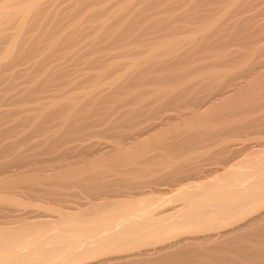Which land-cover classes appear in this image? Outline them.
I'll list each match as a JSON object with an SVG mask.
<instances>
[{"label":"bare ground","instance_id":"obj_1","mask_svg":"<svg viewBox=\"0 0 264 264\" xmlns=\"http://www.w3.org/2000/svg\"><path fill=\"white\" fill-rule=\"evenodd\" d=\"M46 1H49V0H36V1L34 0V1H32L33 2L32 4L28 3L30 5L26 4L25 6H23V8L18 9V11L20 10L19 11L20 20H18L19 23L17 24L16 34L14 35V38H13L11 44L4 50L3 53L0 54V84L1 83L4 84L6 82L4 84L5 89H3V87H2L3 90L1 89V91H0L1 92L0 103H3V102H6L7 104L12 103L15 105H12V104L11 105L13 107H15L20 102L22 103L25 100L27 101L26 98L30 97L31 94L36 93L38 95L41 92H43V91L45 92L48 89H50V90L52 89L53 91L61 89V87L64 85L61 84V82H59V84H57L58 79L69 77L68 72H67V71H69V69H67L68 68V66H67L68 61L65 62V63H67L65 65V66H67V68L65 66H62L61 65L62 61H60L61 63H59V68H56V67L52 68V69H55L54 71H50L47 68L45 70L49 71V72L46 74V73H44L45 71L43 73H41L42 72L41 68L42 67L46 68L47 66H42L43 64H41V62H42L41 61L40 62L41 67H40V64H37V60H38V59H36L37 57L34 56L35 57L34 61L36 60V63L32 62V65H29L30 66L29 69H23V70L17 69L19 67L18 65L21 63V61H23L22 64L24 65V62H26L24 60H26V58L29 55L31 56V54L35 53L37 56L39 55V57H38L39 59H41V57L43 56L42 52H44V51H42L41 49L42 48L44 49V47L46 48V46H43L44 44L41 45L42 43H39L42 41L41 36H43V35H41L38 38V40H40V41L33 42V43H38L39 45H41V46H39L40 50L38 48H36V50H37V51L35 50L36 52L31 50L33 48H29L30 52L27 51V49H25L23 47V43H24L23 41L25 40V33H27V37H28L29 33L27 32V30L32 29V27L34 28V26H33L34 22L33 21H35V19L32 20L33 16L37 12H38V15H39V13H43V12H39L40 10L38 11V9ZM50 1H56V0H50ZM75 2H76V0H75ZM52 3L53 4L54 3L59 4L58 0L56 2H52ZM52 3H51V6L49 7V9L50 8L54 9V6L52 7ZM174 3L176 4V2H174ZM250 3H251V1H250ZM48 4H50V3H48ZM76 5H78L79 7L81 6V5H79V3L78 4L76 3V4H74V8ZM176 5H171L172 7H170V9L171 8L173 9V6H176ZM6 8L3 7L0 9V19L3 16L6 17L7 13L9 12ZM52 10H50V11H52ZM56 10L55 11L58 12V14H60L59 8L58 9L56 8ZM249 10H250V8H249ZM134 11H136V10L134 9ZM176 11H178V9ZM17 12H16V14H18ZM159 12H161V11H159ZM198 12H201V11H198ZM130 13L134 14V12H132V11H130ZM136 13H137V11H136ZM38 15H36L35 17H37ZM69 15H70V13H69ZM137 15H139V13ZM172 15H173V13H172ZM188 15H189V13H188ZM200 15H202V14H200ZM240 15L242 16V14H240ZM244 15H246V14H244ZM58 16H60V15H58ZM66 16H67V13H66ZM126 16H128V15H126ZM126 16H123V19ZM60 17H58V18L61 19L64 16L61 18ZM89 17H91V16H89ZM114 17L111 16L108 19H106L107 18L106 17L105 19L101 20V22H100L101 26L98 23L99 28H98V26H97V28L101 30L104 27H107V26L110 27V24L108 25V22L110 23V21ZM205 17L207 18V15ZM55 18H57V17H55ZM129 18H127L128 21H126V19H125V20H123V22H120V21H122L121 18H119L120 21L116 20V18H115V20L113 19V23H114V21L115 22L117 21L119 23V26H117V28H120V26L122 24L123 25L121 27L122 29L124 26L129 27L126 29H132L135 27L134 33H136V31H139V29L137 28V25H134V24H138L140 21H138V23H134L133 22V21H135V19H134V20H131V22H130ZM184 18H185V16H184ZM191 18H192V16L190 17V19ZM203 18H204V16H203ZM208 18H209V16H208ZM109 19H111V20L109 21ZM187 19H188V17H187ZM256 19H258V18H256ZM139 20L143 21L142 19H139ZM177 20H179V19H177ZM180 20H181V17H180ZM180 20L178 22L174 21L176 23V26L177 25L179 26V24H181ZM195 20H197V19H195ZM198 20H200V19H198ZM54 21H56V20L54 19ZM61 21H62V19L59 22H61ZM63 21H64V19H63ZM200 21H202V20H200ZM35 22L37 23L38 21H35ZM62 22H61V25H62ZM36 23L34 24L35 26H37ZM40 23H42V22H40ZM44 23H46V22H44ZM113 23H111V25ZM183 23L184 22H182V24ZM191 23H190V25H191ZM208 23H210V22H208V21L207 22H204V21L201 22L204 29H203L201 35H199V33H198L199 36L193 34L194 36L191 35V37H187V38L183 37V39H182V37H181V39H178V38L174 39L172 36V38H173L172 40H167L168 35H166L167 38L163 37L166 39V43L162 46H159V47H157L156 45H153L154 44L153 41H152V43L149 42L151 44L150 45L148 43L149 39L148 40L142 39L145 35H148V33H147L148 30L146 28H144L145 30H147V31H144V29L142 28V30L139 31L140 34H142V33L145 34V35L142 34L143 35L141 37L142 41L140 42V40L135 39L138 37H132V39L136 40V41L134 40V44H133V46H134L133 48H135L134 50L138 49L139 46L135 45L138 42H139L138 45L140 43H141V45H143V43H145L146 46L149 45L148 48L146 47L147 49L146 48L144 49V48H142V46H140L141 47V48L139 47L140 50L138 49L137 50L138 52L136 51L138 53V55H141V56L145 55L143 57L144 58L143 62L137 60L136 56H133V54L131 52L132 50H130V49L128 50V46L123 44L125 42V40L127 39V38L126 39L123 38V37H125L124 34L127 30L124 28V31H123L124 36L123 35L120 36L119 34H121V33L116 32L119 35L118 36L119 42L122 41L120 38H122L124 41V42L122 41L121 43H119L118 47L120 50L121 49L126 50V54H123L124 53V52H122L123 50L121 51L122 54L120 53V55H124V56H122V59H123V57L126 58L123 61L124 64H120V65H123V67L125 66V68H124L123 72L121 71V74H119V75H118L119 71L116 72L117 73L116 75H118V76L117 77L115 76V78L117 80H115L116 82L112 83L110 86H112V88H113L112 89L113 95H114V93H116V96L121 94L120 97L117 96V99L119 98V102H123V103L125 102V104L128 102L130 104L129 101H131V99L133 101L136 100L137 103H135L136 106H135V109L133 108L134 109L133 112H135L137 114V117L134 118V120H132V122H130V123H128L126 121L128 119L125 120L127 123L125 121L124 122L121 121V119H120V123H119L120 125L119 124L116 125V123H115V125L113 123L110 125V123H109L110 126L109 125L106 126V124H105V122H108V120L104 121L103 118H102V120L99 119L98 121L95 122V126H96V124H99V125L101 124L100 126H103V127H100V126L97 127L98 129H100V128L102 129L103 135L101 134L100 130H99V132H97V134L100 133L98 135L103 136V137L105 135V138L107 137L106 139L109 138V139L114 140V138L116 136L118 137L117 133L115 134V130H116V128L119 127V129L121 131H123L122 132L123 134L121 133L123 136L126 134L125 130L129 131V129H130L129 135L128 134L125 135V136L128 135V137L125 138V136H124V138H125L124 140L127 139L128 142L129 141L142 142V141H140L141 139L146 140L147 139L146 137H149L152 133L159 131L163 128L165 129V127L167 128L168 126H172L177 121H183V120L187 119L188 115L195 114L196 112H198L199 109L204 110L207 107L209 108L210 107L209 105H211V107H212L213 104H217L216 101L221 100V99H223L222 101L225 102L227 98H230V97L233 98L232 96L235 93L239 92L240 89H242V87H244L241 85L239 80L247 79L248 71H246V70L244 73H240V74L238 73V70H237V73L239 74V75L237 74L238 75L237 78L231 77L230 75L233 76L236 73L234 72L235 74H233L229 71V76H230L229 78H227V75L221 76V77H223V79L222 78L221 79L223 81L225 80L224 82L219 79L220 77L218 75H220L221 73L219 70H215V67H216L215 62L216 61H214L217 58L215 59L213 57L215 54L212 56V54L207 55V53H206V51L207 52L213 51L215 49L214 46L210 45V44H212V43H210V40H211V37H213V36L210 33V27L211 26ZM43 24H41V25L38 24V26L40 27ZM46 24L48 25L49 23L47 22ZM52 24H54V23L52 22ZM55 24H58V27L61 30L62 27L59 26L60 24L56 23V22H55ZM216 25H217V23H216ZM44 26H45V24H44ZM55 26L56 25H54L52 28L54 29ZM65 26H63V27H65ZM163 26H165V25H163ZM176 26L174 25V27H176ZM47 27H46V29L49 28V27L48 28ZM68 27H71V25ZM68 27H67V29H68ZM75 27L77 28V25ZM109 27H108V30L110 29ZM180 27H178V28L176 27V28L179 29ZM52 28H49V29H52ZM171 28H173L172 24H171ZM181 28L184 29L183 27H181ZM67 29H66V32H64L62 34H61V32H63L64 29H63V31L61 30L60 33L57 32V33L61 34L60 36H58L59 35L58 34L57 37H59L58 41H61L60 43H63L64 45H66L65 47H70L72 44L74 45L73 42L71 44V41L74 40L73 36H72L73 31H75V30L77 31V29L80 30V29H82V27L81 28L78 27L77 29H74V30L71 29L72 35L70 33L66 34L68 32V30H70V28L68 30ZM42 30H44V29H42ZM150 30H152L151 27H150ZM48 31H50V30H47V32ZM82 31H83L82 34H84V30H81V32ZM109 31H108V34H109ZM142 31H144V32H142ZM186 31H187V29H186ZM171 32H174V31H171ZM171 32L169 31V33H171ZM178 32L179 31H177V33ZM36 33H37V31H36ZM54 33L57 34L56 32H53V34ZM77 33L81 36V40H82V36L86 37V34L82 35L79 32H77ZM155 33H157V31ZM177 33H174V35L176 34V36H178V35H180L179 33H181V32H179L178 35H177ZM37 34H39V33H37ZM37 34H35V35H37ZM74 34L76 35V33H74ZM117 34L114 33V35H116V38H117ZM50 35L53 36L52 34H50ZM50 35L48 36V38H51ZM79 35H78V38H79ZM103 35H106L105 32L103 33ZM133 35L135 36V34H133ZM151 35H152V33H151ZM156 35H155V38H156ZM172 35H173V33H172ZM46 36H47V34H46ZM138 36H140V35H138ZM170 36H171V34H170ZM34 37H36V36H34ZM54 37H56V36H54ZM76 37H75V39H76ZM97 37L98 36L95 37V41L94 40L92 41L93 43L98 42ZM100 37H102L103 40H105L103 36H100ZM158 37H159V35H158ZM45 38H47V37H45ZM114 38H115V36H114ZM116 38H115V40H116ZM151 38H152V36H151ZM155 38L152 40H155ZM71 39H73V40H71ZM100 39H98V40L100 41ZM110 39L112 40V38H110ZM79 40H77V41H79ZM27 41H25V42H27ZM29 41H30V39H29ZM181 41L192 46L190 48H191L193 54L199 55L200 52L202 54L200 53L198 58L196 57V59L194 58L193 60H191L190 56L185 55L187 52H191L189 46H188L189 50L187 48L179 50L180 45H181V44H179V42H181ZM65 42H66V44H65ZM79 42H81V41H79ZM79 42H77V43L79 44ZM103 42H106V41H103ZM103 42H102V44H103ZM110 42L108 41V43H105V45L107 47L110 46L109 51H111L110 49H112L111 45L108 46V44ZM29 43H27V45H29ZM95 43L92 45L94 46ZM111 43H113V42H111ZM177 44H179V45H177ZM198 44H200L201 49L195 48V47H197ZM84 45H85V43H84ZM98 45H100V43L96 44V46H98ZM113 45H114V43L112 44V47H113ZM176 45H177V47L179 46V48H177L178 50L176 48H174ZM33 46H35V45H33ZM75 46L76 45H74L72 47H75ZM78 46H81V44ZM78 46L75 48H78ZM143 46H145V45H143ZM27 47H29V46H27ZM36 47H38V46H36ZM57 47H58V45H57ZM61 47H62V45H61ZM104 48H106V47L104 46ZM114 48H115V45H114ZM95 49H96V47H95ZM221 49H222V47H221ZM38 50L42 54V56H41V54H39ZM46 50H47V48H46ZM46 50H45L44 56L46 55V52H48ZM53 50H54V52H51ZM55 50H58V49H56V46L52 47V50L50 49L49 53L54 55L56 52ZM59 50H61V52L64 51V50L62 51V49H59ZM86 50H87V48H86ZM260 50L263 51L262 49H260ZM95 51H97V50H95ZM95 51H91V53H93ZM261 51H260V53H261ZM79 52H80V50H79ZM106 52H108V49ZM214 52H215V50H214ZM234 52H236V51H234ZM56 53H58V52H56ZM70 53L71 52H69V54ZM111 53H113V51ZM260 53H259V55H260ZM69 54H68V56H69ZM73 54H72V56H73ZM105 54H108V53H105ZM101 55H103V54H101ZM101 55H99V56H101ZM108 55H112V54H108ZM138 55H137V57H138ZM183 55L187 56V59L185 56H184L185 58H183ZM54 56H56V54ZM54 56H52V57H54ZM68 56H66V57L68 58ZM91 56H92V54H91ZM191 56H192V54H191ZM262 56L264 57V53ZM46 57L48 58L51 56L49 54H47ZM66 57H64V58H66ZM75 57H76V55H75ZM107 57L108 56H106L105 59H107ZM193 57H195V55H193ZM95 59H96V56H95ZM97 59H96V61H97ZM105 59L103 61V58H102V61L105 62L106 61ZM117 59H119V58H117ZM62 60L64 61V59H62ZM77 60H75L77 62L76 65H78ZM93 61H94V63L96 62L95 60H93ZM27 62L30 63V61L28 59H27ZM69 62H71V60H69ZM103 62L101 63L102 67H104ZM109 62L104 63V65L106 64V66H108L107 68L105 67V69L103 68L104 72H105V70L107 71V69L110 68L111 71L114 70V74H115V71L117 70L115 68L116 63L114 65L115 67L114 66L110 67ZM117 62H118V60H117ZM120 62L121 61H119V63ZM233 62L234 61H232V63ZM38 63H39V61H38ZM82 63H83V60H82ZM73 64H74V62H73ZM194 64H195V66L193 67ZM196 64H199V66L197 67ZM220 64H221V62H220ZM60 65H61V67H60ZM92 65H94V64L92 63ZM27 66H25V67H27ZM89 66H91V65H89ZM95 66H96V64H95ZM95 66H91L90 69L92 67H95ZM118 66L119 65H117V67ZM85 67H87V65ZM173 67H175V68H173ZM222 67H225V65L224 66L222 65L221 68ZM77 68H78V66H77ZM82 68H83V66H82ZM121 68H122V66H121ZM65 69H67V70H65ZM95 69H96V67H95ZM103 69H101V70H103ZM119 69H120V67L118 68V70ZM200 69L203 70L204 73H201L198 76H196V75L194 76L192 74V73H194V74L196 73V71L194 72L193 70L198 71ZM42 70H44V69H42ZM92 71L90 70L89 72H92ZM111 71H110V73H111ZM240 71L242 72V70H240ZM73 72H74V70H73ZM107 73H108V71H107ZM100 74L102 75V72L99 73V75ZM114 74H112L111 76H113ZM188 74H190V75L192 74L193 77L192 76L190 77V75H188ZM226 74H228V71ZM72 75H71V77H72ZM76 75H74V76L76 77ZM79 75L80 74H78V76ZM74 76L72 77V79L74 78ZM87 76L86 77L89 79V81H91L90 79H92V81H94L93 79L96 77V74L90 75V73H89V75H87ZM79 77H81V76H79ZM99 77L101 78L102 76H99ZM105 77L106 78L108 77L107 74H106V76H104V78ZM130 77H133V80H131ZM21 78H23L25 81H20ZM104 78L102 77V79H104ZM210 78L212 80L213 79H216V80H213L211 82L209 80ZM96 79H99L98 76ZM217 79L220 81L216 85L214 83H215V81H217ZM252 79H255V78H252ZM84 80H85V78H84ZM99 80L101 81V79H99ZM208 80L210 81V84H209ZM55 81H56V83H55ZM206 81H208V85L206 84ZM250 81H251V79H250ZM100 83L96 84L93 82L92 83L93 85L89 86L90 87L89 89H88V86L86 87L87 88L86 89L82 85H80L83 87L84 91L87 90V94L90 96L89 97L90 100L88 99V96L86 97V94L84 95L85 101L81 97L80 98L83 100L78 101L79 96L77 97L76 95H73L76 98L75 97L68 98V97H65L67 95L64 96L62 94L65 99L67 98L66 99L67 104L65 105L66 107L65 106H62V107L65 108V111H66V109L68 110V108H69L68 113L70 114V111L72 112L70 115L67 114V111L61 112L64 110V108H62V107H60L57 110L54 109L53 114L47 113L43 117L39 116V115H37V116H31L30 115L29 116L28 114L25 115L24 117H17V116H20V114H19L20 111H22V112L23 111L24 112L30 111V110H26V109L23 110L20 107L14 109L13 114H12L13 109L9 108L11 113L7 109L9 111L10 115L9 114L7 115L8 111H6V109H5V111L1 110L3 112H7V113L4 114L0 111V138L3 137V135L7 132L8 133L9 132H11V133L16 132L17 133L16 136H19L18 133H21L23 130L28 129V130H25L28 133L23 132L25 134V136L24 135H22V136L25 137L24 138L25 140L27 139L29 141V139H30L29 135L31 134V132H32V134H36L37 132H39V134H42L41 131H43V133L45 132L44 133L45 135L47 132H49V133L51 132L52 133V135H51L52 139H50V140L45 139V141H37L36 142V143L42 142L43 144H41V145L40 144L35 145V143H33V142H31V144L32 145L34 144L33 146H37L38 150L41 149L40 153L43 157L47 151L49 152V150H51L50 152H52V153H55L53 151L57 152L56 159L58 161L61 159L66 161V158L70 154H72V156H75L74 155L75 153L73 154V152H74V150H77L78 147L71 145V143L77 142L78 137L83 135V134H81L79 136L80 132L81 131L83 132L85 127H86V129L89 128V129H87L89 131L92 127V129H93L92 132L95 131L94 135L95 136L97 135L96 131H98V130H94L93 126H91V124L88 122V120L90 121L92 119L91 116L94 117V115H91V114L92 113L95 114V112L98 111L97 109L102 108L101 111H103L105 108V111H106V107L101 106L98 108V106H100V104H102V102H103V100H102L103 96L101 97V88L98 87V85L101 86ZM211 83H213V84H211ZM193 85H197V87L200 86L201 88H204V91L210 85V88H212L213 90L212 89L208 90V88H209L208 87L207 90L209 92L208 91H206V92L207 93L211 92V94L207 95L208 97L207 96H201V95H203V92H204L203 89H202V91H200L199 89H201V88L198 87L197 88L199 90L198 92H191V91H197L196 89H194V90H192L193 88L191 89V86H193ZM211 85H212V87H211ZM213 85H215V86H213ZM102 87H104V85ZM74 88H75V86H74ZM107 88H109V87H107ZM83 89H81V90H83ZM109 89L111 90V87ZM88 90H89V92H88ZM110 90H108L106 92H108L110 94V92H109ZM124 90L126 92L127 91L129 92V96H128L129 99H127L128 97L125 98L128 93H126ZM210 90H212V91H210ZM12 91H13V93H11ZM76 91L77 90H75V92ZM78 92H79V90H78ZM123 93L124 94L126 93V96L123 95ZM104 94H107V93H104ZM62 95H59V97L60 96L62 97ZM204 95H206V93H204ZM237 95H239V94H237ZM121 96L123 98H121ZM202 97H203V99H202ZM204 97H205V99H204ZM23 98H25V100ZM42 98H44V97H42ZM42 98H38V99L35 98V99H32L31 101L34 102L35 104L39 103V105H41L42 104L41 101L45 100ZM86 99H88V100L86 101ZM21 100H23V101H21ZM115 100L116 99H114L113 101L115 102ZM108 101H109V103L111 102L110 104H112L111 100H108ZM222 101H219V103ZM227 101H228V99H227ZM32 102H30V103H32ZM134 102H133V106H134ZM6 103H5V105H6ZM131 103H132V101H131ZM225 103H227V102H225ZM113 104L115 106L116 102ZM127 104H126V106H127ZM220 104H222V103H220ZM117 105L119 106L120 104L117 102ZM150 105H153L154 107L151 109ZM37 106L38 105H35L32 108L35 109L34 107L37 108ZM110 106L112 108V105H110ZM110 106H109V108H110ZM148 106H150V107H148ZM38 107H40V106H38ZM211 107H210V109H211ZM219 107H220V105H219ZM219 107H217V108H219ZM123 108H124V106H123ZM147 108H150V110H148ZM16 110H20V111H16ZM189 110L192 112H190ZM186 111H188V113ZM98 112L100 113V111H98ZM57 113H60V114L62 113V116L64 115L63 113H66V115H64V116H67V117L69 116V117L68 118L67 117L66 118L61 117L62 121L60 122V125H62L63 127L60 126L59 123H57L59 126L54 123L56 125V127L58 126L60 128V129L55 128V125H54V128L57 129V130H55L54 128H52L53 123H50V120L52 118H54V120H55L57 115L52 117V118H51V116H53ZM60 114H58L59 117L57 116V119L59 118V121L61 119ZM203 114H204V112H203ZM98 115L99 114H97V116ZM197 115L199 116V114H197ZM76 116H78V117H76ZM192 116H194V115H192ZM227 116L228 115H226V117ZM189 117H188V120H189ZM9 119L13 120V121L10 120L11 122H13L12 125L9 124ZM196 121H197V119H196ZM2 122H4L5 124L7 123L10 126L8 125L9 127L8 126L4 127L6 129L2 128L3 130H1V125H3ZM53 122H55V121H53ZM117 122H118V120H117ZM121 122L126 123V124L123 125ZM91 123H92V121H91ZM49 124H51L50 125L51 127H49ZM88 124H90V127H88L89 126ZM233 124H231V125H233ZM187 125H188V123H187ZM235 125L236 124H234V126ZM104 126H106V127H104ZM133 126H135V127H133ZM201 126H202V124H201ZM244 126H245V124H244ZM121 127H124L126 129H124V128L122 129ZM128 127H130V128H128ZM132 127L134 128V132L131 129ZM185 127H187V126H185ZM103 128H104V130H103ZM226 128L228 129V127H226ZM229 128H230V126H229ZM191 129H193V128H191ZM230 129H232V128H230ZM237 129L239 131V128H237ZM225 130H223V131H225ZM243 130H244V133H240L242 131H240V132L234 131V134H235L234 135L232 131H229V135H228V133L226 135L231 136L233 134V136L230 138L240 136V137H242V139L245 138L244 142H246V143H247V141L250 142L248 131L246 130V133H245V128ZM121 131H119V135H120ZM178 131H180V130H178ZM92 132L89 135H87L88 133L85 134L86 137L88 138V136L90 137V135H93ZM49 133H47L48 136H50ZM220 133H221V131H220ZM230 133H232V134L230 135ZM15 134H13V135L15 136ZM36 135H38V134H36ZM45 135H43V136H45ZM32 136H31V138H32ZM170 136H172V135H170ZM20 137H21V135H20ZM96 137H99V136H96ZM172 137H174V136H172ZM182 137H184V136H182ZM10 138H11V135H10ZM22 138L23 137H21V139ZM257 138H260V137H257ZM6 139H7V137H6ZM17 139H20V138H17ZM195 139H194V141H195ZM235 139H237V138H235ZM80 140H82V138H80ZM122 140H123V138H122ZM168 140H170V139L168 138ZM0 141H2V139H0ZM19 141L20 140H18V142ZM156 141H158V140L156 139ZM199 141H202V140H199ZM222 141L223 142L220 141L221 143L216 144V145H218L217 147L219 148L216 150V152L211 151L209 153V155H207L206 157L204 155H201L202 152L200 154L201 156L199 154H197V152H196L195 153L196 156H194V158L196 160H193L194 158L192 157L193 159H192L191 163H188L187 165H182V164L178 165L179 164L178 162L177 163L175 162L177 165L175 163L169 164L168 163L169 159H167L165 161H163L164 159H162L159 161L157 160L158 162L152 161V163H149V161L146 159L148 161V163L147 162L143 163L141 161L142 162L141 165L143 164V166H146V167H143L144 169H142V168L140 169V166H138V165H137L138 167H136L135 164H137V163H135V162H134L135 164L133 162H132L133 164L131 162H127L126 164L123 165V172L121 170L115 171V172L113 171L114 173L112 171H110V173H113V174L104 176L103 174L100 173V171L97 172L95 169V170H89V172L92 173L91 176L84 178L82 176V174H81L82 177L81 176L79 177V175H80L79 174L76 177V179L73 178L75 176H73L72 178H70L68 176L72 180H70V179L65 180L66 178L65 179L63 178L64 181L59 180L57 182H55V181L50 182L49 181L50 179L46 180L48 177L43 179V177H42L43 175L41 176V174L46 173V172H44L41 167L39 168L38 164L36 163L37 161L40 162L41 160H42V162H47V161L49 162L50 161L49 158L45 161L44 159H46V158L42 157L43 159H41L40 158L41 155H39V157H38L39 159L35 160V159H37L36 157L38 156L39 151H37L38 154L32 151L33 154L37 155L36 157L31 155L32 153H29V155H27L26 152H19L16 148L15 149L17 151L13 150L14 148H12V146L15 147V145L17 146V145H19V143L15 144V145L8 143L9 144L8 145V144H6L7 143L6 142L5 143L6 146H4L3 148L1 146L2 149L0 150V154H2V152H3V155H4L5 154L4 151H6V152L8 151L10 153L7 152V154L8 155L10 154L9 156H11V157H8V155L6 154L5 155L6 158L1 159L2 156L0 158L1 159L0 160V204H1L0 208L2 210H4V211H2L0 209V213H1V211L3 212L0 215V264H233V259L235 260L237 257L238 258L240 257L241 261H242V258H246V259L247 258H257L256 260L260 261L258 263H262L263 261L261 262V259L264 260V243H263L264 242V240H263V238H264V150L260 151V152H254L250 155H246V157H244V158L239 159L237 157L238 156L237 154L239 153V151L235 150L234 149L235 147H233L236 140L229 139V137H228L227 139L224 138ZM81 142H83V141H81ZM85 142H83V143H85ZM213 142H215V141L213 140ZM25 143L27 144V142H25ZM25 143H24V145H26ZM174 143H173V145L176 144V143L175 144ZM178 143H177V145H178ZM31 144H30V146H31ZM64 144H67V145H64ZM80 144H82V143H80ZM124 144L117 141L112 145H107V146L99 148L97 150H92V146L94 144L93 145L90 144L92 146H89V145L85 146L84 149H85V151H91V153H93L92 155L87 153V155H90L91 157L92 156L94 157V154H97V155L100 154L101 157H103L102 155H107V157H108V155L111 152H115V151L118 152L119 154L123 153L124 156H128V157L134 156L135 155L134 152L131 153L132 148L128 152L124 148ZM131 144L133 145L135 143L130 142V146H132ZM139 144H141V143H139ZM162 144H164V142H162ZM180 144L182 145L183 142H181ZM180 144L178 145V147L176 145V147L179 149H174L172 147L173 145L171 144L170 150H168L167 147L169 146V144H167L166 142H165L166 147H164V145H163V147H164V149H167L165 151L168 152V154L178 153L176 155H179V153L181 151L180 149L184 148L183 145L185 143L182 145L183 147L181 146V148H180ZM199 144H201V143H199ZM208 144H209V141H208ZM196 145H197V142H196ZM237 145H239V144H237ZM243 145H244V143H243ZM33 146H31V147H33ZM39 146L43 147V148H39ZM63 146H67V147L63 148ZM133 146H135V145H133ZM160 146L162 147V145H160ZM194 146H192V147H194ZM206 146H208V145H206ZM247 146H249V145H246V148L248 150V148H250V146L249 147H247ZM195 147H197V146H195ZM198 148H200V146ZM204 148H205V146H204ZM19 149H20V147H19ZM27 149L32 150V148L31 149L27 148ZM161 149L163 152L164 151L163 148H161ZM184 149L186 150V147ZM44 150H47V151H44ZM200 150H199V152H200ZM254 150L258 151V149H255V148H254ZM13 151L16 154L14 153L12 156L11 152L13 153ZM196 151H197V149H196ZM206 151H207V149H206ZM43 152H45V153H43ZM140 152H141V150H140ZM166 152H165V154H167ZM82 153H84V152H82ZM79 154H80V152H79ZM184 155L185 154H183L181 156L184 157ZM113 156H115V155H113ZM152 156H153V154H152ZM159 156L161 157L162 155H159ZM197 156H200V157L203 156L205 158H203V159L198 158L197 159ZM77 157H79V155ZM160 157H159V159H160ZM180 157H179V159H180ZM69 158L70 157H68L67 160ZM146 158H147V156H146ZM149 158H150V156H149ZM52 159L53 158H51V161H52ZM181 159H183V158L181 157ZM71 160H73V159H71ZM188 160L189 159H187V162H188ZM54 161H55V159H54ZM62 161H60V162H62ZM166 161H167V163H166ZM173 161H174V159H173ZM73 162H74V160H73ZM146 163H147V165H145ZM62 164H60L62 166L59 167L60 171L63 168L64 169H66L67 167L70 168V166L73 163H68L66 165L64 163H62ZM212 165H213V167H212ZM108 166H110V165H108ZM119 166L121 167L122 165H119ZM209 166L212 168H210ZM214 166H216V167H214ZM30 167H32V168H30ZM25 168L29 169V171L25 170ZM55 168H56V166L53 169L55 170ZM22 169H24V170H22ZM50 169L52 170V168H50ZM90 169H92V168H90ZM57 170H58V168H57ZM78 170H77V172H78ZM18 171L19 172L23 171V173H21V172L19 173ZM52 172L54 173V171H52ZM34 173H35L36 177L31 176V174H34ZM84 173L86 175H90L88 172H87L88 174L86 172H84ZM28 174H30V175H28ZM49 174H50V172H49ZM45 175H47V174H45ZM86 175H84V176H86ZM57 177H58V175H57ZM120 177H123V178L125 177V178L122 179ZM44 180H46V181H44ZM52 180H56V178L52 179ZM53 182H55V183H53ZM41 184L46 186L45 189L40 186ZM53 185H54V187H55V185L60 186L63 190L62 191H56L60 187H56V189H55L53 187ZM48 186H50L49 188L50 189L52 188V189L51 190L46 189V188H48ZM83 186H86V187L90 186L89 188H87V190L89 192L82 193L79 189L80 193H82V194H78L79 192L76 193L78 190L76 192L70 191L71 189L73 190V188H75V187L76 188L79 187L83 190L84 189L86 190V188L85 187L83 188ZM7 190H8V194L6 192ZM16 190L17 191L20 190V192H23V193L26 192L28 195H30L33 198L37 197V198L42 199V200H40L41 204H38L39 202L36 201L38 204L37 205L36 202L34 201L36 204L35 205L36 210L31 211V209H30V211H26L27 208L23 209L21 207H25V206L27 207V205L29 206V204H31V203H25V202L21 201V199H22L21 197L26 195L25 193H24V195H22V193H21L22 196L18 195L16 197H15V194L12 195L11 192L12 191L14 192ZM58 190H60V189H58ZM9 192L12 196H10ZM32 205H34V203H32ZM31 207L33 208V206H31ZM35 207H34V209H35ZM246 238H252L254 241L257 240V242H258V238H262L263 242L260 245L254 243L255 246L248 247V248L246 246H239V243H241V241L243 239H246ZM242 242H244V240ZM259 242H261L260 239H259ZM251 244H252V242H251ZM258 246H260V247H258ZM234 255L237 257L235 258ZM251 261H253V260H251ZM251 261L248 259V262H251ZM245 262H246V260L244 261V263ZM240 263L244 264L242 262H240ZM251 264H253V263H251ZM262 264H264V263H262Z\"/></svg>","mask_w":264,"mask_h":264},{"label":"rangeland","instance_id":"obj_2","mask_svg":"<svg viewBox=\"0 0 264 264\" xmlns=\"http://www.w3.org/2000/svg\"><path fill=\"white\" fill-rule=\"evenodd\" d=\"M32 1H34V0H0V9L1 8H3V7H7L6 9L9 11L8 13H7V15H6V17L5 16H3L1 19H0V54L1 53H3L4 52V50L11 44V42H12V40H13V38H14V35L16 34V31H17V24L19 23V21L18 20H20V18H19V15H20V13H19V11H18V9H21V8H23V6H25L26 4L27 5H30V4H28V3H33ZM36 1V0H35ZM50 1V0H49ZM46 1L44 4H42L41 5V7L38 9V11L39 12H43V13H39V15H38V12L33 16V18H32V20L33 19H35V21H38L37 23L35 22V21H33L34 22V24L36 23V25L37 26H35L34 24H33V26H34V28L32 27V29H28L27 30V32L29 33L28 34V37H27V33H25V40L23 41L24 43H23V47L25 48V49H27V51H29L30 52V50H29V48H33V49H31V50H33V51H35L36 50V48H38L39 50H40V48H39V46H41V45H43V46H46V48H47V50H46V48L44 47V49L42 48L41 50L42 51H44V52H42L43 53V56H44V54H45V50L46 51H48V52H46V55L43 57L42 56V54L39 52V50H38V52H39V54H41V59H39L38 57H39V55L37 56L35 53H33V54H31V56L29 55L27 58H26V60H24V61H26V62H24V65L22 64L23 63V61H21V63L17 66L18 68L17 69H29L30 68V66L29 65H32V62L34 63H36V60L34 61V58L35 57H37L36 59H38L37 60V64H40V62H41V64H43L42 66H47L46 68H44V67H42L41 68V73H43L44 71V73H48L49 71H46L45 69H47L48 68V70H50V71H54L55 69H52V68H54V67H56V68H59V63H61L60 61H62V63H61V65L62 66H65L67 63H65V62H67L68 61V64H67V66H68V68H67V66H65L67 69H69V71H67L68 72V76L71 78H69V77H65V78H59L58 79V83L57 84H59V82H61V84H63L64 86H62L61 87V89H59V90H50V89H48V90H46L45 92L43 91V92H41L40 94H31L30 95V97H25L26 99H27V101L25 100V98H23L25 101H23V100H21V101H23L22 103L20 102L17 106H15V107H13L12 105H15V104H12V103H9V104H7L6 102H3V103H0V111L1 110H4L5 111V109H6V111H8L9 110V108L10 109H13L12 110V114H13V112H14V109H16V108H22L23 110L24 109H26V110H30V111H26V112H22V111H20V110H16V111H20L19 112V114H20V116H17V117H24L25 115H31V116H37V115H39V116H44V115H46L47 113H49V114H53V112H54V109L55 110H57V109H59L60 107H62V106H65L66 104H67V98L65 99L64 98V96L65 95H67V96H65V97H68V98H70V97H75V96H73V95H76L77 97H78V101H80V100H83L84 99V101H85V97H84V95L86 94V97L88 96V99H89V95L87 94V90L86 91H84V89H83V87L84 88H86L87 86H88V89L90 88L89 86H92L93 84V82L94 83H96V84H98V83H100V85L101 86H99L98 85V87H100L101 88V97L103 96V98H102V100H103V102H102V104H100V106H98V108L99 107H101V106H103V107H106V111H105V108H104V110L103 111H101L102 110V108L101 109H97L98 111H100V113L98 112H95V114L94 113H92L91 115H94V117L93 116H91L92 117V119L89 121L88 120V122L91 124V126H93V128H94V130H98V131H96V134H97V132H99V130L101 131V134L103 135V133H102V129L100 128V129H98L97 127L98 126H100L99 124H96V126H95V122L96 121H98L99 119L100 120H102V118H103V120L104 121H107L108 120V122H105V124H106V126L107 125H109V123H110V125L113 123L114 125H115V123H116V125L117 124H119L120 123V119H121V121H125L126 119H128V120H126L128 123H130V122H132V120H134V118H136L137 117V114L135 113V112H133L134 111V109H135V103H137L136 102V100H132L131 98V101H132V103H131V101H129L130 102V104L128 103H126L127 104V106H126V104H125V102L123 103V102H119V98L117 99V96L118 97H120V95L121 94H119V95H117L116 96V93H114V95H113V88H112V86H110L112 83H114V82H116L115 80H117L116 78H115V76L117 77L119 74H121V71L123 72V70H124V68H125V66L123 67V65H120V64H124L123 63V61H124V59H126V58H124L123 57V59H122V56H124V55H120V53H121V51L122 52H124L123 54H126V50H124V49H119V47H118V45H119V43H121L122 41H123V39L122 38H120L121 40V42H119V39H118V36L120 35H123L124 34V28L126 29V28H129V27H126V26H124L123 27V29L121 28L123 25L121 24V26H120V28H117V26H119V23L116 21H114V23H113V19L115 20V18H116V20H119L120 21V19L119 18H121V20L122 21H120V22H123V20H125L126 19V21H128V19L127 18H129V20H130V22H131V20H134L135 19V21H133L134 23H138V21H140L138 24H134V25H137V28L139 29V31H141L142 30V28L144 29V28H146L147 30H145L144 29V31H147V33H148V35H145L144 33H142V32H144V31H142L141 33L142 34H144L145 36V38L143 37L142 39L143 40H148V43L150 42V43H152V41H153V45H156L157 47H159V46H162V45H164L165 43H166V39L165 38H167V36L166 35H168V38H167V40H172L173 38L174 39H176V38H178V39H181V37H182V39H183V37H185V38H187V37H191V35L192 36H194V35H198V33H199V35H201V33H202V31H203V29H204V27H203V25L201 24V22H210V23H208L211 27H210V33L212 34V36L215 38H213V37H211V40H210V43H212V44H210L211 46H214V50H215V52H214V50L213 51H206V53H207V55L208 54H212V56L216 59V60H214V61H216L215 62V65H216V67H215V70H219L220 71V75H218L220 78V80L221 81H223L222 79H223V77H221V76H225V75H227V78H229L230 76L231 77H235V78H237L238 77V75L240 74V73H244L245 72V70L246 71H248V77H247V79H241V80H239V82L241 83V85L242 86H244V87H242V89H240V91L239 92H237V93H235L232 97L234 98H227L228 99V101H227V99H226V101L225 102H227V103H225V102H223L222 100L223 99H221V100H218V101H216L217 102V104H213L212 105V107H211V105H209L210 107H211V109H210V107L208 108H205L204 110L203 109H199L198 110V112H196L195 114H191V115H188V117H189V120H188V117H187V119H185V120H183V121H177V122H175L172 126H168L167 128L165 127V129L163 128V129H161V130H159V131H156V132H154V133H152L149 137H146L147 139L146 140H144V139H141L140 141H142V142H139V143H141V144H139L137 141H127V139L126 140H124L126 137H128V135H129V133H130V129H129V131L128 130H125V132H126V134H128L127 136H125V138H124V136L122 135L123 133V131H121L120 129H119V127L118 128H116V130H115V134L117 133V135H118V137L116 136L115 138H114V140L113 139H106L105 138V135H104V137L103 136H100V135H98V134H100V133H98L96 136H99V137H96L95 135H94V132L95 131H93L92 132V127H91V129H90V131L89 130H87V129H89V128H87L86 129V127L84 128V133L81 131L80 132V134H79V136L81 135V134H83L82 136H80V137H78V140H77V142L75 143H71V145H74V146H77L78 147V151L77 150H74V152H73V154L75 155V156H72V154H70L68 157H70L68 160H67V158H66V161H64L63 159H61V160H57L56 159V155H57V152L56 151H53V152H55V153H52V152H50L51 150H49V152L47 151V150H44V151H47L46 152V154L44 155V157L41 155V149H39L38 150V148H37V146H33L32 144H31V142H33V143H35V145L36 144H43L42 142L41 143H36L37 141H45V139L47 140V139H52V133L50 132H47V133H49L50 134V136H48L47 135V133H46V135L48 136H46L44 133H43V131H41L42 132V134H39V132H37L36 134H38V135H36V134H32V132H31V134L29 135L30 137V139H29V141L27 140H25L24 138V136H25V130H28V129H25V130H23L21 133H18L19 134V136H16L17 135V133L16 132H12L13 134H15V136L11 133V132H7V133H5L4 135H3V137H1L0 139H2V141H0V150L4 147V146H6V144H8V143H10V144H12V145H15V144H17V143H19V145H15V147H13L12 146V148H14L13 150L14 151H19V152H26L27 153V155H29V153H32L31 155H33V156H37L36 154H33V152H35V153H37V151H39V154H38V156L36 157L37 159H35V160H38L39 158V155H41L40 156V158L41 159H43V158H46V159H44L45 161L49 158L50 159V161L48 162H42V160L39 162V161H35L37 164H38V166H39V168L41 167L42 169H43V171L44 172H46V173H43V174H41V176L43 177V179H45V178H47L46 180H48V179H50L49 181L51 182V181H55V182H57V181H64L63 180V178L65 179V180H67V179H70V178H72L73 176H75V177H73V178H75L76 179V177L79 175V177L81 176V174H82V176L85 178V177H88V176H91V174L92 173H90L89 172V170H95L96 169V171L98 172V171H100V173L101 174H103L104 176L106 175H110V174H113L115 171H122L123 172V165L124 164H126L127 162H135V163H137V164H135L136 165V167H138V166H140V169L142 168V169H144L143 167H146V166H143V164L141 165V163L143 162H147L148 163V161H149V163H152V161H154V162H158L159 160H162V159H164L163 161H165V160H167V159H169L168 160V163L169 164H174L175 162L177 163H179L178 165H187L188 163H191V161H192V159L194 158V156H196V152H197V154H201V152H202V154L201 155H204L205 157L207 156V155H209V153L211 152V151H215L216 152V150L217 149H219L217 146L218 145H216V144H218V143H221V142H223L222 140L225 138V139H227L228 137H229V139H232V140H236V142H235V144H234V146L233 147H235L234 149L235 150H237V151H239V153L237 154L238 156V158L239 159H241V158H244V157H246V155H250V154H252V153H254V152H260V151H263L264 150V57L262 56L263 55V53H264V0H76V2H75V0H58V2H59V6L57 5V4H53L52 2H56V1ZM250 1H251V3H250ZM174 2H176V4L174 3ZM180 2V3H179ZM242 2V3H241ZM48 3H50V4H48ZM51 3H52V7L54 6V9L53 8H50L49 9V7L51 6ZM78 4L79 3V5H81L80 7L78 6V5H76L75 6V8H74V4ZM261 3V4H260ZM184 4V5H183ZM46 5V6H45ZM171 5H176V6H173V9L171 10L170 9V7H172ZM186 5V6H185ZM256 5V6H255ZM201 6V7H200ZM253 8H252V7ZM58 9L59 8V13L60 14H58V12H56L57 10H56V8ZM151 7V8H150ZM180 7V8H179ZM43 10H42V9ZM47 8V9H46ZM63 8V9H62ZM65 8V9H64ZM67 8V9H66ZM178 9V11H176L177 9ZM249 8H250V10H249ZM255 8V9H254ZM10 9V10H9ZM53 9V10H52ZM134 9L137 11V13H136V11H134ZM6 10V11H7ZM50 10H52V11H50ZM56 10V11H55ZM65 10V11H64ZM155 10V11H154ZM184 10V11H183ZM240 10V11H239ZM253 10V11H252ZM18 11V12H17ZM130 11H132V12H134V14H132V13H130ZM159 11H161V12H159ZM198 11H201V12H198ZM203 11V12H202ZM251 11V12H250ZM16 12L18 13V14H16ZM62 12V13H61ZM130 14H129V13ZM156 12V13H155ZM158 12V13H157ZM163 12V13H162ZM165 12V13H164ZM65 13V14H64ZM66 13H67V16H66ZM69 13H70V15H69ZM139 13V15H137ZM154 13V14H153ZM172 13H173V15H172ZM188 13H189V15H188ZM202 14V15H200V14ZM57 14V15H56ZM125 14V15H124ZM136 14V15H135ZM176 14V15H175ZM198 14V15H197ZM207 15V18L205 17L206 15ZM240 14H242V16L240 15ZM244 14H246V15H244ZM258 14V15H257ZM36 15H38L37 17H35ZM58 15H60L61 17H63V18H61L60 16H58ZM63 15V16H62ZM108 15V16H107ZM115 16L114 18H112V20L111 19H109V21H110V23L108 22V25L110 24V27L109 26H107V27H104V28H102L101 30L100 29H98L99 28V24H100V22H101V20H103V19H105L106 17V19H108L109 17H111V16ZM126 15H128V16H126ZM131 15V16H130ZM197 15V16H196ZM8 16V17H7ZM89 16H91V17H89ZM93 16V17H92ZM123 16H126V17H124V19H123ZM183 16V17H182ZM184 16H185V18H184ZM192 16V18L190 19V17ZM203 16H204V18H203ZM208 16H209V18H208ZM245 16V17H244ZM253 16V17H252ZM35 17V18H34ZM55 17H57V18H55ZM58 17H60L61 19H62V21H63V19H64V21L62 22V25H61V22H59L61 19H59ZM118 17V18H117ZM180 17H181V20H180ZM187 17H188V19H187ZM212 19H211V18ZM244 17V18H243ZM56 20V21H54V19ZM132 18V19H131ZM183 18V19H182ZM203 18V19H202ZM256 18H258V19H256ZM37 19V20H36ZM59 21H58V20ZM139 19H142L143 21H141V20H139ZM177 19H179L180 20V22H181V24H179V26L177 25L176 26V23L175 22H178L179 20H177ZM186 21H185V20ZM195 19H197V20H195ZM198 19H200V20H202V21H200V20H198ZM208 19V20H207ZM215 19V20H214ZM177 20V21H176ZM188 20V21H187ZM163 21V22H162ZM175 21V22H174ZM40 22H42V23H40ZM44 22H48L49 24L47 25L46 23H44ZM52 22L54 23V24H52ZM55 22L56 23H59L60 25L59 26H61L62 28H61V30L63 31V29H64V31L63 32H61V30L59 29V27H58V24H55ZM132 22V23H133ZM161 22V23H160ZM173 22V23H172ZM182 22H184L183 24H182ZM192 22V23H191ZM197 24H195V23ZM198 22V23H197ZM217 23V25H216V23ZM45 24V26L47 27H49V28H52L54 25H56L55 27H54V29L52 28V29H49L48 27V29H46V27L44 26V24ZM64 23V24H63ZM99 23V24H98ZM111 23H113L112 25H111ZM118 23V24H117ZM190 23H191V25H190ZM213 23V24H212ZM38 24H43L42 26H38ZM81 24V25H80ZM171 24H172V27L174 28H171ZM201 24V25H200ZM212 24V25H211ZM66 25V26H65ZM71 25V27H68V26H70ZM74 25V26H73ZM77 25V28L78 27H82V29H80V30H78L75 26ZM163 25H165V26H163ZM174 25L178 28V27H183L184 29H182L181 27L179 28V29H177L176 27H174ZM183 25V26H182ZM258 25V26H257ZM63 26H65V27H63ZM97 26H98V28H97ZM100 26H101V24H100ZM154 26V27H153ZM195 26V27H194ZM67 27H68V29L70 28V30L72 29V30H74V29H77V31L75 32V31H73V35H72V30L70 31V30H68L67 29ZM108 27L110 28L109 30H108ZM150 27H151V29L152 30H150ZM194 27V28H193ZM213 27V28H212ZM250 27V28H249ZM44 29V30H42V29ZM131 28V27H130ZM161 28V29H160ZM209 28V27H208ZM34 29V30H33ZM66 29L68 30V32L66 33V34H68V33H70L72 36H73V39H71V40H73V41H71V44H72V42L74 43V45H76L75 47H77L78 45H80L81 44V46H78V48H75V47H72V46H74L73 44L70 46V47H65L66 45H64L63 43H60L61 41H58L59 40V37H57V35L61 32V34L62 33H64V32H66ZM89 29V30H88ZM135 27L134 28H132V29H126L127 31L125 32V37H123V38H127L126 40H125V42L123 43L124 45H127L128 46V50L130 49V50H132L131 52H132V54H133V56H136V59L137 60H139V61H144V56L145 55H143V56H141V55H138V49L140 50V46H142V48H148V46H146V44L145 43H143V45H145V46H143V45H141V43L138 45V43L137 44H135V45H137V46H139L138 47V49L137 50H134L135 48H133L134 46H133V44H134V40L135 39H137V40H140V42L142 41L141 40V37L143 36L142 34H140V32L139 31H136V33H134L135 32ZM173 29V30H172ZM186 29H187V31H186ZM240 29V30H239ZM256 29V30H255ZM47 30H50V31H48L47 32ZM81 30H84V34H82L83 33V31L81 32ZM129 30V31H128ZM131 30V31H130ZM166 30V31H165ZM261 30V31H260ZM36 31H37V33H39V34H37L36 33ZM107 31V32H106ZM108 31H109V34H108ZM157 31V33H155ZM169 31L171 32V31H174V32H171V33H169ZM177 31H179V32H181V33H179L180 35H178V33H177ZM189 31V32H188ZM200 31V32H199ZM33 32V33H32ZM53 32H59V33H57V34H53ZM77 32H81L80 34H82V35H85L86 34V37H83L82 36V40H81V36L77 33ZM86 32V33H85ZM105 32V34L106 35H103V33ZM121 33V34H117V33ZM139 32V33H138ZM188 32V33H187ZM240 32V33H239ZM49 33V34H48ZM74 33H76V35L74 34ZM114 33L115 34H117V38H116V35H114ZM151 33H152V35H151ZM169 33V34H168ZM172 33H173V35H172ZM174 33H177V35L178 36H176V34L174 35ZM184 33V34H183ZM188 35H187V34ZM35 34H37V35H35ZM46 34H47V36H46ZM50 34H52L53 36H51ZM61 34H59L58 36H60ZM79 35V38H78V35ZM101 34V35H100ZM133 34H135V36L133 35ZM157 34V35H156ZM170 34H171V36H170ZM194 34V35H193ZM39 35V36H38ZM41 35H43V36H41ZM50 35V37L51 38H48V36ZM138 35H140V36H138ZM150 35V36H149ZM155 35H156V38H155ZM158 35H159V37H158ZM198 35V36H199ZM34 36H36V37H34ZM41 36V38H42V41L41 42H39V43H42L41 45H39L38 43H33V42H38V41H40V40H38V38ZM54 36H56V37H54ZM71 36V37H72ZM77 36V37H76ZM96 36H98L97 38L98 39H100V41L97 39V43H95V45L93 46L92 44H94L92 41L94 40L95 41V37ZM100 36H103L104 37V39L105 40H103V38L102 37H100ZM114 36H115V38H116V40H115V38H114ZM147 36V37H146ZM151 36H152V38H151ZM172 36H173V38H172ZM252 36V37H251ZM27 37V38H26ZM45 37H47V38H45ZM75 37H76V39H75ZM132 37H138V38H135L134 40L132 39ZM163 37H165V38H163ZM40 38V39H41ZM110 38H112V40L110 39ZM155 38V40H152V39H154ZM159 38V39H158ZM29 39H30V41H29ZM80 39V40H79ZM110 39V40H109ZM28 40V41H27ZM77 40H79V41H81V42H79V41H77ZM216 40V41H215ZM25 41H27V42H25ZM75 41V42H74ZM103 41H106V42H103ZM108 41L110 42H113L114 43V45H115V48H114V45H113V47H112V44L113 43H109L108 44V46L109 45H111V48L112 49H110L111 51H109V48H110V46L109 47H107L106 45H105V43H108ZM118 41V42H117ZM136 41V40H135ZM30 42V43H29ZM77 42H79V44L77 43ZM102 42H103V44H102ZM145 42V41H144ZM147 42V41H146ZM182 42V41H181ZM179 42V44H181L180 45V48H179V46L177 47V45H179V44H177L174 48H179V50H181V49H188V46H189V48L190 47H192L191 45H188V44H186L185 42ZM27 43H29V45H27ZM60 43V44H59ZM84 43H85V45H84ZM100 43V45H98V46H96V44H99ZM149 43V44H150ZM254 43V44H253ZM256 43V44H255ZM35 45V46H33V45ZM38 44V45H37ZM65 44H66V42H65ZM185 44V45H184ZM31 45V46H30ZM57 45H58V47H57ZM61 45H62V47H61ZM151 45V44H150ZM232 45V46H231ZM238 45V46H237ZM27 46H29V47H27ZM36 46H38V47H36ZM54 46H56V49H58V50H55L56 52H58V53H56L55 52V54H56V56H54L53 54H50L49 52H50V49L52 50V47H54ZM104 46L106 47V48H104ZM184 46V47H183ZM199 46V47H198ZM225 46V47H224ZM60 47V48H59ZM95 47H96V49H95ZM132 49H131V48ZM201 46H200V44H198L197 45V47H195V48H197V49H201L200 48ZM221 47H222V49H221ZM35 48V49H34ZM81 48V49H80ZM86 48H87V50H86ZM146 48V49H147ZM219 48V49H218ZM262 49L263 51H261L260 49ZM59 49H62V51L63 52H61V50H59ZM66 49V50H65ZM72 49V50H71ZM80 50V52H79V50ZM107 49H108V52H106L107 51ZM175 49V50H176ZM68 50V51H67ZM75 52H74V51ZM79 52H77V51ZM95 50H97V51H95ZM100 50V51H99ZM178 50V49H177ZM189 50V49H188ZM253 50V51H252ZM261 51V53H260V51ZM37 51V50H36ZM35 51V52H36ZM73 51V52H72ZM82 51V52H81ZM91 51H95V52H93V53H91ZM103 51V52H102ZM105 51V52H104ZM113 51V53H111ZM137 51V52H136ZM190 51L191 52H187L185 55H188V56H190V59L191 60H193L194 58L196 59V57L198 58V56L200 55V53H199V55H197V54H193V52H192V50H191V48H190ZM234 51H236V52H234ZM51 52H54V50L53 51H51ZM66 52V53H65ZM69 52H71L70 54H69ZM100 52V53H99ZM130 52V53H131ZM213 52V53H212ZM74 53V54H73ZM92 54V56H91V54ZM105 53H108V54H112V55H108V54H105ZM205 53V52H204ZM203 53V54H204ZM217 53V54H216ZM219 53V54H218ZM256 53V54H255ZM259 53H260V55H259ZM35 54V55H34ZM38 54V53H37ZM47 54H49L51 57H46L47 56ZM62 54V55H61ZM68 54H69V56H68ZM72 54H73V56H72ZM90 54V55H89ZM101 54H103V55H101ZM108 56L107 57V59H105L106 58V56ZM122 54V53H121ZM136 54V55H135ZM141 54V53H140ZM191 54H192V56H191ZM202 54V53H201ZM240 54V55H239ZM64 55V56H63ZM75 55H76V57H75ZM96 56V59H97V61H96V59H95V56ZM99 55H101V56H99ZM137 55H138V57H137ZM185 55H183V58H185L186 57V59H187V56H185ZM193 55H195V57H193ZM220 55V56H219ZM232 55V56H231ZM35 56V57H34ZM52 56H54V57H52ZM66 56H68V58L66 57ZM90 56V57H89ZM98 56V57H97ZM111 56V57H110ZM126 56V55H125ZM185 56V57H184ZM259 56V57H258ZM263 58H262V57ZM31 57V58H30ZM64 57H66V58H64ZM244 57V58H243ZM33 58V59H32ZM43 58V59H42ZM47 58V59H46ZM71 58V59H70ZM79 58V59H78ZM102 58H103V61H104V59L106 60L105 62H103L102 61ZM117 58H119V59H117ZM237 58V59H236ZM262 58V59H261ZM27 59L30 61V63L29 62H27ZM62 59H64V61L62 60ZM68 59V60H67ZM73 59V60H72ZM78 59V60H77ZM95 60L96 62L94 63V61L93 60ZM189 59V58H188ZM220 59V60H219ZM222 59V60H221ZM33 60V61H32ZM69 60H71V62H69ZM75 60H77L78 61V65H76L77 64V62L75 61ZM82 60H83V63H82ZM85 60V61H84ZM99 60V61H98ZM117 60H118V62H117ZM38 61H39V63H38ZM94 64V65H92V63ZM103 62V66L104 67H102L101 65V63ZM110 63L109 65H110V67L111 66H114L115 65V63H116V71H115V74H114V70H110V68H108L110 71H111V73H110V71L107 69V71H108V73H107V71L105 70V72H104V69H105V67L107 68L108 66H106V64L104 65V63H108V62ZM119 61H121L120 63H119ZM232 61H234L233 63H232ZM73 62H74V64H73ZM101 62V63H100ZM220 62H221V64L224 66L225 65V67H222L221 68V64H220ZM231 62V63H230ZM249 62V63H248ZM261 62V63H260ZM28 63V64H27ZM41 64H40V67H41ZM46 64V65H45ZM56 64V65H55ZM72 64V65H71ZM95 64H96V66H95ZM28 65V66H27ZM61 65H60V67H61ZM74 65V66H73ZM87 65V67H85ZM89 65H91V66H95L96 67V69H95V67H92L91 69H90V67L91 66H89ZM117 65H119L118 67H117ZM197 65V67L199 66V64H196ZM218 65V66H217ZM249 65V66H248ZM261 65V66H260ZM25 66H27V67H25ZM70 66V67H69ZM72 66V67H71ZM77 66H78V68H77ZM82 66H83V68H82ZM121 66H122V68H121ZM195 66V64L193 65V67ZM74 67V68H73ZM86 69H85V68ZM101 67V68H100ZM120 67V69L118 70V68ZM179 67V66H178ZM177 67V68H178ZM230 67V68H229ZM235 67V68H234ZM238 67V68H237ZM261 67V68H260ZM50 68V69H49ZM100 68V69H99ZM104 68V69H103ZM173 68H175V67H173ZM218 68V69H217ZM248 68V69H247ZM42 69H44V70H42ZM67 69H65V70H67ZM74 70V72H73V70ZM88 69V70H87ZM92 71V72H89L90 70ZM101 69H103V70H101ZM76 70V71H75ZM84 70V71H83ZM223 70V71H222ZM237 70H238V73H237ZM240 70H242V72L240 71ZM79 71V72H78ZM119 71V73H118V75H116L117 73L116 72H118ZM194 72L196 71V73L194 74V73H192L194 76L196 75V76H198V75H200L201 73H204V71L203 70H193ZM192 71V72H193ZM225 71V72H224ZM227 71H228V74H226L227 73ZM229 71L231 72V73H233V74H235V75H230L229 76ZM259 71V72H258ZM80 74L79 76H81V77H79L78 76V74ZM88 72V73H87ZM102 72V75L100 74L99 75V73H101ZM113 72V73H112ZM206 72V71H205ZM235 72V73H234ZM74 73V74H73ZM89 73H90V75L91 74H96V77L93 79L94 81H92V79H90L91 81H89V79L87 78L88 76L87 75H89ZM261 73V74H260ZM73 74V75H72ZM77 74V75H76ZM106 74H107V76L109 77H105L104 78V76H106ZM109 74V75H108ZM112 74H114L113 76H111ZM192 74L190 75V74H188V75H190V77L192 76ZM238 74V75H237ZM71 75H72V77L74 76V75H76V77L74 76V78L72 79V77H71ZM87 77H86V76ZM237 75V76H236ZM85 76V77H84ZM97 76H98V78L99 79H101V81L99 80V79H96L97 78ZM99 76H102L104 79H102V77L100 78ZM250 76V77H249ZM134 77V76H133ZM133 77H130V79L131 80H133ZM193 77V76H192ZM24 78V77H23ZM23 78H21L20 79V81H25ZM69 78V79H68ZM84 78H85V80H84ZM222 78V79H221ZM225 78V77H224ZM226 78V79H227ZM249 78V79H248ZM252 78H255V79H252ZM250 79H251V81H250ZM77 80V81H76ZM211 82L213 81V80H216V79H209ZM208 80V81H209ZM220 80H218L217 79V81H215V83L214 84H218L219 83V81ZM254 80V81H253ZM57 81V80H56ZM56 81H55V83H56ZM100 81V82H99ZM165 81V80H164ZM208 81H206V84L208 85ZM210 81H209V84H210ZM225 81V80H224ZM223 81V82H224ZM244 81V82H243ZM73 82V83H72ZM77 82V83H76ZM85 82V83H84ZM6 83V82H5ZM4 83V84H5ZM71 83V84H70ZM91 83V84H90ZM222 83V82H221ZM239 83V84H240ZM2 84V83H1ZM0 84V91H1V89H2V87H3V89H5L4 87H5V85L4 84H2L1 85ZM211 84H213V83H211ZM244 84V85H243ZM246 84V85H245ZM75 86V88H74V86ZM77 85V86H76ZM80 85H82V86H80ZM104 85V87H102ZM73 86V87H72ZM213 86H215V85H213ZM68 90H66L65 88ZM107 87H111V90L109 89V88H107ZM176 87V86H175ZM198 87H200V86H198ZM197 87V85H193V86H191V89L192 90H194V89H196L197 91H191V92H198L199 90L200 91H202V89H203V91H204V88H201V89H197L198 88ZM209 87V88H208ZM207 88H208V90L209 89H212V88H210V85L208 86ZM211 87H212V85H211ZM64 88V89H63ZM73 90H72V89ZM106 88V89H105ZM207 88H206V90L203 92V95H201V96H207V95H210L211 94V92L210 93H207L206 91H208L207 90ZM2 89V90H3ZM81 89H83V90H81ZM87 89V88H86ZM110 90L109 92H110V94L108 93V92H106V91H108V90ZM190 89V90H191ZM75 90H77L76 92H75ZM78 90H79V92H78ZM213 90V89H212ZM212 90H210V91H212ZM65 91V92H64ZM71 91V92H70ZM125 91V90H124ZM243 91V92H242ZM83 92V93H82ZM88 92H89V90H88ZM126 92V91H125ZM209 92V91H208ZM11 93H13V91L11 92ZM104 93H107V94H104ZM126 93H128L127 94V96H126ZM125 94L123 93V95H125L126 97L125 98H127L128 96H129V92L127 91ZM204 93H206V95H204ZM0 94H1V92H0ZM62 95V97L60 96L59 97V95ZM237 94H239V95H237ZM113 95V96H112ZM83 96V97H82ZM106 98H105V97ZM109 96V97H108ZM116 96V97H115ZM239 96V97H238ZM33 97V98H32ZM42 97H44V98H42ZM83 98V99H81V98ZM115 97V98H114ZM208 97V96H207ZM206 97V98H207ZM35 99V98H42V99H45V100H43V101H41L42 102V104L41 105H39V103L37 104H35L34 102H32L31 100L32 99ZM76 98V97H75ZM121 98H123L122 96H121ZM30 99V100H29ZM88 99H86V101L88 100ZM114 99H116L115 100V102H116V104H115V106H114V104L113 103H115L113 100ZM127 99H129V97L127 98ZM137 99V98H136ZM150 99V98H149ZM202 99H203V97H202ZM204 99H205V97H204ZM90 100V99H89ZM108 100H111L112 101V104H110L109 103V101ZM219 101H222V102H220V103H222V104H220L219 103ZM30 102H32V103H30ZM117 102L120 104L119 106L117 105ZM133 102H134V106H133ZM215 102V103H216ZM5 103H6V105H5ZM123 103V104H122ZM12 104V105H11ZM122 104V105H121ZM125 104V105H124ZM225 104V105H224ZM35 105H38V106H40V107H38L37 106V108L36 107H34L35 109H33L32 107L33 106H35ZM110 105H112V108H111V106ZM154 105V104H153ZM153 105H150L151 106V109L154 107ZM218 105V106H217ZM219 105H220V107H219ZM256 105V106H255ZM109 106H110V108H109ZM117 106V107H116ZM123 106H124V108H123ZM130 106V107H129ZM150 106H148V107H150ZM258 106V107H257ZM261 106V107H260ZM66 107V106H65ZM127 107V108H126ZM217 107H219V108H217ZM29 108V109H28ZM62 108H64V107H62ZM118 108V109H117ZM129 108V109H128ZM132 108V109H131ZM134 108V109H133ZM8 109V110H7ZM131 109V110H130ZM148 110H150V108H147ZM207 109V110H206ZM214 109V110H213ZM257 109V110H256ZM201 110V111H200ZM10 111V110H9ZM9 111H8V113L7 112H3V111H1L2 113H7V115L9 114L10 115V113H11V111H10V113H9ZM65 111V108H64V110L63 111H61V112H64ZM66 111H67V114L68 115H70L72 112L70 111V114L68 113L69 112V108H68V110L66 109ZM65 111V112H66ZM190 111V110H189ZM196 111V110H195ZM51 112V113H50ZM102 112V113H101ZM187 113H188V111H186ZM190 112H192V111H190ZM201 112V113H200ZM203 112H204V114H203ZM99 114L98 116H97V114ZM126 113V114H125ZM134 113V114H133ZM58 114H60V113H57V114H55V115H53V116H51V118L52 117H54V116H58L59 117V115ZM64 115H66V113H63ZM133 114V115H132ZM197 114H199V116L197 115ZM62 116V113L60 114V118L62 117V118H66L67 116ZM192 115H194V116H192ZM218 115V116H217ZM226 115H228L227 117H226ZM38 116V117H39ZM57 116H56V119L54 120V118H50L51 120H50V123H53V125H52V128H54V125L55 124H57V123H59V125H60V122L62 121V118L60 119V121H59V118L57 119ZM79 116V115H78ZM78 116H76V117H78ZM89 116V117H90ZM224 116V117H223ZM69 117V116H68ZM67 117V118H68ZM193 117V118H192ZM223 118V119H222ZM227 118V119H226ZM193 119V120H192ZM196 119H197V121H196ZM221 121H220V120ZM11 119H9V124L10 125H12V123L13 122H11V121H13V120H11ZM55 121V122H53V121ZM57 120V121H56ZM117 120H118V122H117ZM7 121V120H6ZM5 121V122H6ZM91 121H92V123H91ZM116 121V122H115ZM125 121V122H126ZM186 121V122H185ZM188 121V122H187ZM218 121V122H217ZM8 122V121H7ZM123 122H121L123 125L124 124H126V123H123ZM223 122V123H222ZM247 122V123H246ZM3 123V125H1V130H3L2 128H4V127H7L9 124H5L4 122H2ZM55 123V124H54ZM63 123V122H62ZM187 123H188V125H187ZM214 123V124H213ZM236 124L235 126H234V124ZM240 123V124H239ZM90 124H88L89 126L88 127H90ZM93 124V125H92ZM121 124V125H122ZM181 124V125H180ZM201 124H202V126H201ZM231 124H233V125H231ZM244 124H245V126H244ZM254 124V125H253ZM6 125V126H5ZM9 125V126H10ZM48 125V124H47ZM51 124H49V127H51L50 126ZM58 125V124H57ZM58 125V126H59ZM104 125V124H103ZM109 125V126H110ZM120 125V124H119ZM190 125V126H189ZM230 126V128H232V129H230L229 128V126ZM239 125V126H238ZM3 126V127H2ZM8 126V127H9ZM56 127V125H55V128H59V127ZM60 126H62V125H60ZM106 126H104V127H106ZM185 126H187V127H185ZM222 126V127H221ZM232 126V127H231ZM235 128H234V127ZM63 127V126H62ZM100 127H103V126H100ZM133 127H135V126H133ZM131 128L132 130H133V132H134V128ZM212 127V128H211ZM226 127H228V129L226 128ZM54 128V129H55ZM96 128V129H95ZM122 129L124 128V127H121ZM128 128H130V127H128ZM173 128V129H172ZM191 128H193V129H191ZM237 128H239V131H238V129ZM245 128V133H246V130L248 131V134H249V141L250 142H248L247 141V143L246 142H244V139L245 138H243L242 139V137H233V138H230V137H232L233 136V134H234V131H237V132H240V131H242V132H240V133H244V129ZM248 128V129H247ZM259 128V129H258ZM4 129H6V128H4ZM60 129V128H59ZM124 129H126V128H124ZM136 129V128H135ZM176 129V130H175ZM227 131H226V130ZM237 129V130H236ZM251 129V130H250ZM55 130H57V129H55ZM83 130V129H82ZM103 130H104V128H103ZM164 130V131H163ZM166 130V131H165ZM178 130H180V131H178ZM216 130V131H215ZM223 130H225V131H223ZM86 131V132H85ZM119 131H121L120 132V135H119ZM184 133H183V132ZM220 131H221V133H220ZM229 131H232L233 132V134L232 133H230V135L231 136H228L229 135ZM252 133H251V132ZM24 132V133H23ZM91 132L93 133V135H90V137L88 136V138L86 137V135L85 134H87V135H89V134H91ZM114 132V131H113ZM132 132V131H131ZM132 132V133H133ZM175 132V133H174ZM177 132V133H176ZM181 132V133H180ZM198 132V133H197ZM200 132V133H199ZM223 132V133H222ZM251 134H250V133ZM26 133H28V132H26ZM122 133V134H121ZM158 133V134H157ZM166 133V134H165ZM171 133V134H170ZM228 133V135H226ZM177 134V135H176ZM208 134V135H207ZM10 135H11V138H10ZM20 135H21V137H23L22 139H21V137H20ZM22 135H24V136H22ZM33 135V136H32ZM43 135H45V136H43ZM85 135V136H84ZM170 135H172V136H174V137H172V136H170ZM176 135V136H175ZM179 135V136H178ZM195 135V136H194ZM201 135V136H200ZM212 135V136H211ZM217 135V136H216ZM224 135V136H223ZM235 135V134H234ZM9 136V137H8ZM31 136H32V138H31ZM41 136V137H40ZM92 136V137H91ZM95 136V137H94ZM120 136V137H119ZM182 136H184V137H181ZM226 136V137H225ZM228 136V137H227ZM6 137H7V139H6ZM36 137V138H35ZM167 137V138H166ZM172 137V138H171ZM221 137V138H220ZM224 137V138H223ZM257 137H260V138H257ZM5 138V139H4ZM16 138V139H15ZM17 138H20V139H17ZM44 138V139H43ZM80 138H82V140H80ZM87 138V139H86ZM105 138V139H104ZM118 138V139H117ZM122 138H123V140H122ZM167 140H166V139ZM168 138L170 139V140H168ZM180 138V139H179ZM196 138V139H195ZM202 138V139H201ZM212 138V139H211ZM235 138H237V139H235ZM241 138V139H240ZM257 138V139H256ZM17 141H15V140ZM156 139L158 140V141H156ZM175 139V140H174ZM177 139V140H176ZM194 139H195V141L197 142V145H196V142L194 141ZM211 139V140H210ZM5 140V141H4ZM18 140H20L19 142H18ZM23 140V141H22ZM32 140V141H31ZM36 140V141H35ZM114 142H113V141ZM151 140V141H150ZM173 140V141H172ZM199 140H202V141H199ZM213 140L215 141V142H213ZM221 142H220V141ZM9 141V142H8ZM12 141V142H11ZM14 141V142H13ZM81 141H83V142H85V143H83V142H81ZM107 143H106V142ZM121 142V143H125L124 144V148L126 149V151H128L129 152V150L131 149L132 151H131V153L132 152H134V156H131V157H128V156H124L123 155V153H118V152H111L109 155H108V157H107V155H102L103 157H101L100 156V154H94V157L92 156H90V155H92L93 153H91V151H85V146H92L93 144L95 145H93L92 146V150H97V149H99V148H102V147H105V146H107V145H112V144H114L115 142ZM123 141V142H122ZM144 141V142H143ZM146 141V142H145ZM154 141V142H153ZM188 141V142H187ZM191 141V142H190ZM208 141H209V144H208ZM225 141V140H224ZM257 141V142H256ZM260 141V142H259ZM2 142V143H1ZM7 142V143H6ZM22 142V143H21ZM25 142H27V144L25 143ZM79 142V143H78ZM101 142V143H100ZM130 142L131 143H135V144H133V145H135V146H133L132 144V146H130ZM162 142H164V144H162ZM165 142L167 143V144H169V148L167 147V149L168 150H170V147H171V144L173 145V143L175 144V145H173L172 147L174 148V149H179V148H177L178 147V145L181 143V142H183V146H184V148L186 147V150L183 148V149H180L181 151H180V153H179V155L181 156V155H183V154H185L184 155V157L183 156H181L183 159H181V157L179 156V155H176V154H178V153H174V154H168V152H166L165 150H167V149H164V147H166V145H165ZM169 142V143H168ZM179 142V143H178ZM217 142V143H216ZM240 142V143H239ZM5 145H4V144ZM24 143L26 144V145H24ZM69 143V142H68ZM67 143V144H68ZM80 143H82V144H80ZM112 143V144H111ZM139 145H138V144ZM158 143V144H157ZM177 143H178V145H177ZM199 143H201V144H199ZM214 143V144H213ZM243 143H244V145H243ZM246 143V144H245ZM22 144V145H21ZM30 144H31V146H33V147H31L30 146ZM67 144H64V145H67ZM85 144V145H84ZM90 144H92V145H90ZM97 144V145H96ZM101 144V145H100ZM187 144V145H186ZM191 144V145H190ZM204 144V145H203ZM213 144V145H212ZM237 144H239V145H237ZM263 144V145H262ZM9 145V144H8ZM70 145V144H69ZM68 145V146H69ZM128 145V146H127ZM160 145H162V147L160 146ZM163 145H164V147H163ZM176 145H177V147H176ZM181 144H180V148H181V146H182ZM197 146V147H195V146ZM206 145H208V146H206ZM246 145H249L250 146V148H248V150H247V148H246ZM1 146H2V148H1ZM11 146V145H10ZM26 146V147H25ZM82 146V147H81ZM152 146V147H151ZM182 146V147H183ZM192 146H194V147H192ZM200 146V148H198ZM203 146V147H202ZM204 146H205V148H204ZM249 146H247V147H249ZM263 146V147H262ZM19 147H20V149H19ZM65 147H67V146H63V148H65ZM135 147V148H134ZM154 147V148H153ZM163 148V152H162V149L161 148ZM220 147V146H219ZM243 147V148H242ZM11 148V149H12ZM17 150H16V149ZM27 148H32V150H29V149H27ZM39 148H43V147H40L39 146ZM238 148V149H237ZM254 148L255 149H258V151L257 150H254ZM83 149V150H82ZM152 149V150H151ZM157 149V150H156ZM161 149V150H160ZM196 149H197V151H196ZM201 149V150H200ZM206 149H207V151H206ZM140 150H141V152H140ZM154 150V151H153ZM183 150V151H182ZM190 150V151H189ZM194 150V151H193ZM199 150H200V152H199ZM241 150V151H240ZM13 151V153L11 152V155L13 156V154L15 153ZM31 151V152H30ZM33 151V152H32ZM43 151V150H42ZM156 151V152H155ZM186 151V152H185ZM189 151V152H188ZM248 151V152H247ZM253 151V152H252ZM5 152V154L3 155V152H2V154H0V158H1V156H2V158L1 159H4V158H6L5 157V155L7 154V152L6 151H4ZM79 152H80V154H79ZM82 152H84V153H82ZM165 152L167 153V154H165ZM179 152V151H178ZM204 152V153H203ZM241 152V153H240ZM8 153H10V152H8ZM18 153V152H17ZM43 153H45V152H43ZM52 153V154H51ZM78 153V154H77ZM87 153H89L90 155H87ZM16 154V153H15ZM115 155V156H113V155ZM122 154V155H121ZM152 154H153V156H152ZM242 154V155H241ZM8 155V154H7ZM10 155V154H9ZM8 155V157H11V156H9ZM26 155V154H25ZM79 155V157H77ZM87 155V156H86ZM159 155H162L161 157L159 156ZM164 155V156H163ZM192 155V156H191ZM200 155V156H201ZM32 156V157H33ZM48 156V157H47ZM100 156V157H99ZM146 156H147V158H146ZM149 156H150V158H149ZM160 157V159H159V157ZM166 156V157H165ZM176 156V157H175ZM180 157V159H179V157ZM200 156H197V159L198 158H205V157H200ZM43 157V158H42ZM76 157V158H75ZM152 157V158H151ZM165 157V158H164ZM170 157V158H169ZM190 157V158H189ZM193 157V158H192ZM51 158H53L52 159V161H51ZM100 158V159H99ZM0 159V160H1ZM33 159V158H32ZM54 159H55V161H54ZM71 159H73L74 160V162H73V160H71ZM85 159V160H84ZM99 159V160H98ZM148 161H147V160ZM156 159V160H155ZM173 159H174V161H173ZM178 159V160H177ZM187 159H189L188 160V162H187ZM63 160V161H62ZM80 160V161H79ZM84 160V161H83ZM158 160V161H157ZM176 160V161H175ZM184 160V161H183ZM193 160H196L195 158L193 159ZM54 161V162H53ZM60 161H62V162H60ZM72 161V162H71ZM90 161V162H89ZM142 161V162H141ZM173 161V162H172ZM181 163H180V162ZM119 162V163H118ZM140 162V163H139ZM46 163V164H45ZM62 163H64L65 165L66 164H68V163H73L71 166H70V168L69 167H67L66 169H61V171H60V166H62L63 164ZM87 163V164H86ZM113 163V164H112ZM132 163V164H133ZM147 163L145 164V165H147ZM166 163H167V161H166ZM175 163V164H176ZM36 164V165H37ZM60 164H62V165H60ZM76 166H75V165ZM86 164V165H85ZM108 165H110V166H108ZM119 165H122L121 167L119 166ZM138 165V166H137ZM177 165V164H176ZM56 166V168H55V170L53 169L54 167ZM75 166V167H74ZM73 167V168H72ZM79 167V168H78ZM88 167V168H87ZM102 167V168H101ZM210 167V166H209ZM212 167H213V165H212ZM212 167H210V168H212ZM214 167H216V166H214ZM30 168H32V167H30ZM50 168H52V170L50 169ZM57 168H58V170H57ZM72 168V169H71ZM76 168V169H75ZM87 168V169H86ZM90 168H92V169H90ZM101 168V169H100ZM69 169V170H68ZM71 169V170H70ZM79 169V170H78ZM108 169V170H107ZM114 169V170H113ZM22 170H24V169H22ZM25 170H27V171H29V169H26L25 168ZM49 170V171H48ZM57 170V171H56ZM77 170H78V172H77ZM102 170V171H101ZM52 171H54V173L52 172ZM56 171V172H55ZM63 171V172H62ZM73 171V172H72ZM76 171V172H75ZM110 171H114L113 173H110ZM19 172V171H18ZM21 172V171H20ZM19 172V173H20ZM48 172V173H47ZM49 172H50V174H49ZM62 172V173H61ZM70 172V173H69ZM84 172H88L90 175H86ZM94 172V171H93ZM18 173V174H19ZM21 173H23V171L21 172ZM31 173V172H30ZM58 173V174H57ZM76 173V174H75ZM78 173V174H77ZM87 173V174H88ZM37 174V173H36ZM45 174H47V175H45ZM75 174V175H74ZM96 174V173H95ZM99 174V173H98ZM100 174V175H101ZM23 175V174H22ZM28 175H30V174H28ZM49 175V176H48ZM53 175V176H52ZM57 175H58V177H57ZM84 175H86V176H84ZM31 176L33 177V176H35L36 177V175H35V173L34 174H31ZM40 176V177H41ZM70 178H69V177ZM81 176V177H82ZM78 177V178H79ZM56 178V180H52V179H55ZM120 178H122V179H124L123 177H120ZM58 179V180H57ZM62 179V180H61ZM46 180H44V181H46ZM70 180H72V179H70ZM74 180V179H73ZM48 181V182H49ZM55 182H53V183H55ZM41 187H43L44 189H45V185H43V184H41L40 185ZM50 186H48V188H46V189H48V190H51L50 188H49ZM53 187H54V185H53ZM56 187H60V186H57V185H55V189H56ZM77 187V186H76ZM73 188V190L71 189L70 191H72V192H76L77 190V192L76 193H78V194H82V193H87V192H89L88 190H87V188H89L90 186H83V188L85 187L86 188V190L84 189H81V188ZM58 189H60V190H58ZM56 191H62L63 189L60 187V188H58ZM76 189V190H75ZM79 189H80V191L82 192V193H80V191H79ZM53 191V190H52ZM7 192V194H8V190L6 191ZM11 192V191H10ZM10 192H9V194H10ZM2 193V192H1ZM12 193V195H14L15 194V197L16 196H18V195H21V193H22V195H24V193L26 194V195H24V196H22L21 198V201L22 202H25V203H31V204H29V206L27 205V207L25 206V207H21V208H23V209H26L27 208V210L26 211H30V209H31V211L33 210H36V207H35V205L37 204V202H39L38 204H41V202H40V200H42V199H40V198H37V197H31L30 195H28L26 192H20V190H16V191H12L11 192ZM11 194H10V196H12ZM85 197V196H84ZM29 198V199H28ZM32 198V199H31ZM34 199V200H33ZM29 200V201H28ZM36 202V204H35V202ZM32 203H34V205H32ZM37 204V205H38ZM1 205V204H0ZM31 206H33V208L31 207ZM34 207H35V209H34ZM1 209V208H0ZM2 210V209H1ZM2 211H4V210H2ZM1 211V213H0V215L3 213ZM259 239L261 240V242H259ZM244 240V242H242ZM242 241H241V243H239V246H246L247 248L248 247H253V246H255V244H261L262 242H263V240H264V238H263V240H262V238H258V242H257V240H253L252 238H246V239H243ZM251 242H252V244H251ZM243 243V244H242ZM255 243V244H254ZM264 243V242H263ZM246 244V245H245ZM258 247H260V246H258ZM233 257V256H232ZM234 257L236 258L237 256H235L234 255ZM242 258V257H241ZM238 259V260H237ZM246 260V264L248 263V264H251V263H253V264H262V263H264V260H262L261 259V262L262 263H258V262H260L259 260H256L257 258H242V261H241V259H240V257L238 258H236L235 260L233 259V264H241L240 262H242V263H244V261ZM248 259L251 261V260H253V261H251V262H248ZM244 260V261H243ZM238 262V263H237ZM244 263V264H245Z\"/></svg>","mask_w":264,"mask_h":264}]
</instances>
